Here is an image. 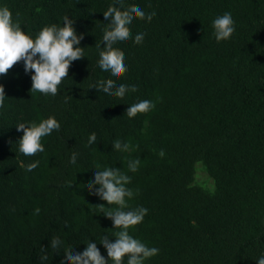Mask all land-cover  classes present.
<instances>
[{"label": "trees", "instance_id": "obj_1", "mask_svg": "<svg viewBox=\"0 0 264 264\" xmlns=\"http://www.w3.org/2000/svg\"><path fill=\"white\" fill-rule=\"evenodd\" d=\"M114 0H0L33 36L45 26L75 21L85 58L73 62L56 96L30 94L23 63L0 77V264H60L67 248L112 238L111 220L89 193L94 171L119 168L135 193L132 207L148 214L130 234L159 254L145 264H257L264 255V0H124L151 22L134 19L124 52L128 72L116 83L136 86L123 99L90 86L115 79L98 66L103 12ZM119 7V5H116ZM229 12L235 33L217 42L212 21ZM143 33L142 43L134 37ZM146 114L128 118L133 103ZM49 116L61 124L43 138L45 151L19 152V123ZM95 143L89 145L91 133ZM119 139L129 151L113 150ZM165 155L161 157L160 151ZM76 154V162L70 158ZM139 159L137 172L128 170ZM39 166L27 171L34 161ZM213 190L195 181V164ZM39 209V212H37ZM53 237L63 241L58 250ZM47 255V260L41 256Z\"/></svg>", "mask_w": 264, "mask_h": 264}, {"label": "clouds", "instance_id": "obj_2", "mask_svg": "<svg viewBox=\"0 0 264 264\" xmlns=\"http://www.w3.org/2000/svg\"><path fill=\"white\" fill-rule=\"evenodd\" d=\"M116 5H119L117 7ZM156 13L146 14L139 6L129 5L124 8V0H114V4L103 12L105 26L101 43H95L99 50L98 66L104 72L111 73L115 79L100 80L90 86L98 92H103L111 97L123 99L129 91L136 92V86L117 84L116 81L128 72L125 63L124 52L114 47L117 43L126 42L132 38L130 29L134 19L151 22ZM13 18V13L7 6H0V77L7 76L8 72L17 64L23 63L24 72L31 73V93H40L44 96H56L59 94V86L69 77V71L73 62L85 58L84 47H80L84 34H77L74 27L75 21L63 17V26L52 24L43 27L33 38L21 27L19 20ZM214 36L217 42L227 41L235 33V21L231 13L226 12L212 21ZM144 34L139 33L134 37L136 44L142 43ZM5 88L0 84V108L5 102ZM150 100H141L131 104L126 109L128 118H135L138 114H146L154 108ZM60 122L53 116L42 119L39 123L30 125L19 123L16 126L18 132L23 135L18 141L19 152L26 157L36 156L45 151L43 138L58 132ZM97 137L93 132L89 135L88 144L95 143ZM130 145L122 143L119 139L113 142V150L127 152ZM163 157L165 153L160 151ZM71 163L76 162V154L70 158ZM39 166V161H34L26 166L27 171H32ZM140 160L134 159L128 162V170L137 172ZM94 179L86 185L89 193L99 197L109 206L105 210V204L95 205L103 216L111 220L113 229L112 238L108 235L101 237L100 243L106 249L105 257L96 242H88L82 252L67 248L64 259L60 264H145V262L158 255L159 249L148 247L140 239L134 238L130 230L140 225L148 209L145 207H132L129 201L135 193L127 185L131 183V177L119 168L106 167L103 170L94 171ZM39 212V209H37ZM63 241L53 237L51 247L58 250ZM47 260V255L41 256ZM257 264H264L262 255Z\"/></svg>", "mask_w": 264, "mask_h": 264}, {"label": "rangeland", "instance_id": "obj_3", "mask_svg": "<svg viewBox=\"0 0 264 264\" xmlns=\"http://www.w3.org/2000/svg\"><path fill=\"white\" fill-rule=\"evenodd\" d=\"M202 164L200 162H197L195 164L196 174H195V181L210 190H213L214 184L213 182L207 178L206 174H204L201 170Z\"/></svg>", "mask_w": 264, "mask_h": 264}]
</instances>
